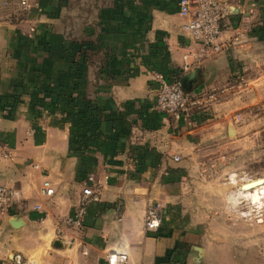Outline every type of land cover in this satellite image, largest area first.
<instances>
[{"label":"crops","instance_id":"1","mask_svg":"<svg viewBox=\"0 0 264 264\" xmlns=\"http://www.w3.org/2000/svg\"><path fill=\"white\" fill-rule=\"evenodd\" d=\"M1 2L0 141L11 157L0 159V184L18 197L0 213V264H107L110 252L124 253L127 264H195L193 245L202 249L200 264H234L231 247L194 223L208 215L184 208L182 188L186 175H206L209 161L236 162L241 143L255 141L250 127L264 122V0H227L222 49L185 72L195 71L193 82L181 72L189 40L177 0H30L24 11ZM75 59L71 94L99 111L82 150L72 133L83 130L64 115L59 95ZM155 73L183 80L202 104L178 118L156 110ZM257 173L230 168L223 184L264 177ZM89 175L101 183L98 201L86 204L78 227L63 225ZM44 178L50 197L38 193ZM154 204L158 225L144 228ZM251 210L250 219L264 223V206Z\"/></svg>","mask_w":264,"mask_h":264},{"label":"built area","instance_id":"2","mask_svg":"<svg viewBox=\"0 0 264 264\" xmlns=\"http://www.w3.org/2000/svg\"><path fill=\"white\" fill-rule=\"evenodd\" d=\"M2 6L14 5L18 10H27L30 0H2ZM177 12L184 18L180 28L188 37V43L181 54V72L185 73L200 61L217 55L222 45L218 41L220 30L229 14L227 0H177ZM157 81L154 107L156 110L171 115L174 118L187 113L193 107L202 104L200 98L187 94L180 83L179 78L166 79L159 73L154 74ZM11 157V149L0 141V159ZM179 155H172L173 161L179 160ZM87 184L80 190V196L76 208L71 216L62 219L63 225H80L82 214L88 202L98 201L100 197L101 183L91 175L87 176ZM38 193L44 197L54 195L55 190L50 181L42 179L38 187ZM18 192L12 188L0 184V213L7 212L17 200ZM158 204L148 207L143 217V227L155 228L158 225ZM39 209V205H35ZM107 264H127L124 253L110 252L106 255Z\"/></svg>","mask_w":264,"mask_h":264},{"label":"rangeland","instance_id":"3","mask_svg":"<svg viewBox=\"0 0 264 264\" xmlns=\"http://www.w3.org/2000/svg\"><path fill=\"white\" fill-rule=\"evenodd\" d=\"M182 83L183 88V80ZM260 113L263 112L260 111ZM249 117L246 116V118ZM250 128L251 131H258L255 141L245 140L241 143L236 162L231 165L228 162H217L216 164L214 161H209L207 174L196 170L191 175H186L187 179L184 180L182 188L183 194L186 195L183 200L184 208L194 212L203 209L208 215L205 222L202 218L196 217L194 223L198 225L197 221H200L202 229L203 225L205 226L204 232L209 240L223 243L228 248L231 247L232 253L235 254H229V256L235 259L234 264H247V258L252 259L254 264L264 263V223L250 219L257 214L256 211L251 210V206L258 210L264 206V200L258 198L259 202L251 203L250 206L245 201L237 199L239 203L233 204L231 201L235 198L241 184L252 180L246 179L243 182L242 179H238L233 186H230L232 183L223 184L225 182L224 172L230 168H233L239 175L247 174L251 178L259 176L258 171H264V122ZM231 190L234 192L232 193ZM199 202L202 206H199ZM258 203H260L259 208L254 207ZM221 256L224 260H228L226 253Z\"/></svg>","mask_w":264,"mask_h":264},{"label":"trees","instance_id":"4","mask_svg":"<svg viewBox=\"0 0 264 264\" xmlns=\"http://www.w3.org/2000/svg\"><path fill=\"white\" fill-rule=\"evenodd\" d=\"M78 55V60L84 62L88 60V51L86 49H81L78 51ZM73 63L77 64L76 59L70 62V68H68V71H70L71 74L68 78H66L67 86L60 87V91L63 90V92L59 95H63L64 101L66 103V108L63 110L64 115L73 120L78 125L79 129L81 128L83 130L79 133L77 130H74V133H72V137L74 138L72 141V146L76 150H82L86 146L85 130H87L88 125L92 126L93 119L97 116L99 111L97 110V107L93 106L92 103L85 99V97H80L77 101L76 98L71 94V75H73V69H76V66L73 67ZM177 246L186 248V245L180 243ZM179 264H182V262Z\"/></svg>","mask_w":264,"mask_h":264},{"label":"water","instance_id":"5","mask_svg":"<svg viewBox=\"0 0 264 264\" xmlns=\"http://www.w3.org/2000/svg\"><path fill=\"white\" fill-rule=\"evenodd\" d=\"M196 73L195 71H189L187 73L184 74V79H187L188 82H193L195 79ZM183 89L185 91H188V88L183 87ZM231 129V127H229ZM264 181V177H258L252 181L246 182L241 184V187L244 189H249L252 188L255 185H259ZM11 225L13 227H16L18 224H20V220L16 217H14L11 221H10ZM59 240H55L54 241V245L59 244ZM190 251L191 253H193L195 255V259H194V263L195 264H200L201 262V253H202V249L199 246H191L190 247Z\"/></svg>","mask_w":264,"mask_h":264},{"label":"bare ground","instance_id":"6","mask_svg":"<svg viewBox=\"0 0 264 264\" xmlns=\"http://www.w3.org/2000/svg\"><path fill=\"white\" fill-rule=\"evenodd\" d=\"M231 180H232V183L237 182L236 178L232 177ZM263 183H264V181H263ZM257 188H258V185H255L249 189H244V188L240 187L237 190L235 198L231 201V203L236 204L237 199L247 200L250 204L254 203V202H259V201H257L258 198L264 199V184H263L262 189L256 190ZM258 194H260V195L258 196Z\"/></svg>","mask_w":264,"mask_h":264}]
</instances>
